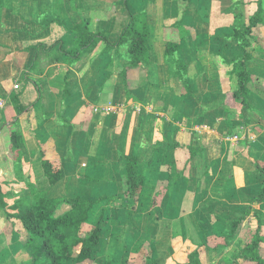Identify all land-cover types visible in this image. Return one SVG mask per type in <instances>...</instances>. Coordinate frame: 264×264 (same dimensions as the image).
Segmentation results:
<instances>
[{"label":"crops","instance_id":"obj_1","mask_svg":"<svg viewBox=\"0 0 264 264\" xmlns=\"http://www.w3.org/2000/svg\"><path fill=\"white\" fill-rule=\"evenodd\" d=\"M258 1L0 0L2 193L23 197L29 181L50 198L119 196L121 156L138 153L144 161L153 145L163 144L159 159L145 173L136 211L129 215L127 207H107L109 223L101 234L99 257L114 258L123 248L132 252L140 240L148 239L155 244L156 264H186L196 244L220 238L230 229L261 185L250 157L264 164V96L253 89L264 85V52L251 51L249 72L257 79L243 122L235 109L224 105L225 84L212 57L220 54L231 60L240 53L237 40L221 34L237 18L247 23ZM261 3L264 9V0ZM128 11L145 13L151 60L148 81L131 89L130 99L119 76L124 59L117 48L105 51L99 42L71 66L63 54L71 48L75 24L82 21L89 31L114 42L128 22ZM177 21L182 29H171ZM255 32L264 38V25L254 27ZM168 39L179 41L178 56L187 64L186 94L180 80L169 75L164 59ZM65 86L68 95L62 100ZM13 99L27 111L17 114ZM55 103L59 106L54 111ZM61 108L66 123L59 121ZM13 131L18 144L14 149ZM172 142L181 147H171ZM39 143H51L59 157L61 175L52 185L43 175ZM189 148L197 150L195 155ZM160 178H168L170 185L159 206L147 209L145 202ZM253 207L264 230V202ZM68 210L61 202L54 214ZM156 211L159 220L168 223L158 241V230L148 226ZM176 216L178 233L172 235ZM167 242L168 256L162 257L160 246ZM177 243L185 245L183 255ZM109 246L113 252L104 250Z\"/></svg>","mask_w":264,"mask_h":264},{"label":"trees","instance_id":"obj_2","mask_svg":"<svg viewBox=\"0 0 264 264\" xmlns=\"http://www.w3.org/2000/svg\"><path fill=\"white\" fill-rule=\"evenodd\" d=\"M189 2L190 0H182ZM145 13L133 14L128 11V22L123 27L118 38L112 42L101 32H91L81 21L74 25L70 30L73 33L72 45L63 54L66 63L71 66L80 59L83 53L94 49L99 42L104 44V50L110 51L117 48V54L124 59L119 76L122 79L123 88L127 99L133 98L130 90L145 84L149 77L151 66L148 51V28ZM258 24L264 25V9L261 0L258 1L257 10L248 18L247 23H241L237 18L236 23L223 31L221 36L226 39H235L238 42L240 53L231 60L220 54H213L219 74L222 80L227 77L235 79V88L231 91V99L228 102L224 92V99L227 100L225 106L235 109L241 122L246 118L244 112L251 109L248 97L252 92L251 84L257 79L249 72V62L252 59L251 51L264 52V38L259 32L253 33V28ZM180 21L175 22L171 29H182ZM181 38L183 35H180ZM179 41L168 39L166 41L164 59L169 64V75L177 77L182 84V93L190 91L187 84V64L178 56ZM136 75L139 79L136 81ZM257 92L264 96L262 85L254 86ZM68 95V87L62 91V100ZM17 114L27 111L28 108L22 107L17 99H13ZM63 107V104H62ZM226 108V109H227ZM62 108L58 112L59 121L66 123L61 114ZM47 116V114H46ZM57 118V120H58ZM12 148H16L17 134L12 132L10 135ZM171 147H181L179 143L172 142ZM40 158L43 175L48 184L56 183L61 175L60 161L55 153L53 145L39 143ZM163 144L153 145L149 150L146 160L140 161V154L135 153L131 156H121L123 177L122 193L119 196L103 195L98 198L90 196L71 194L68 197L50 198L45 192L37 189L31 182H25L26 187L23 197L12 199L10 193H2L0 187V208L4 215L12 220L15 219L21 226L25 235L26 246H31L38 242V250L34 256H30L29 264H93L97 261L101 252V234L107 223L109 216L106 214L107 207L117 200L124 199L129 203V215L136 211L139 206L140 196L145 183V173L154 162L159 159V153ZM190 154L195 155L194 148H189ZM254 166V174L261 178V185L257 196L248 202V206L232 220L230 229L223 230V234L212 240H204L200 246L205 249H218L222 243L228 244V240L238 234V230L245 220L253 221V227L246 230L241 237L243 243L240 253L234 258V264H264V253L261 252L260 244L264 242L262 234V219L253 204L264 202V164L259 163L250 157ZM170 181L168 178H160L156 182L155 191L151 201V208H157L165 195ZM61 202L69 204L70 208L62 215L55 216L54 211ZM177 233V232H176ZM150 253L144 255V259L156 264V248L153 241L149 243ZM125 249V248H124ZM122 253V249L119 251ZM125 254H128L125 252ZM110 259V258H109ZM120 264H132L129 256H123ZM148 262V261H147ZM100 264H111L108 259H104ZM186 264H201L197 248L188 254Z\"/></svg>","mask_w":264,"mask_h":264},{"label":"rangeland","instance_id":"obj_3","mask_svg":"<svg viewBox=\"0 0 264 264\" xmlns=\"http://www.w3.org/2000/svg\"><path fill=\"white\" fill-rule=\"evenodd\" d=\"M73 10L76 11L75 9H73ZM138 79H139V76L136 75L135 80L137 81ZM223 83L225 84V91L224 92L226 93V91H228L227 98H225V99H227L228 102H230L231 94H229V93H231V91L235 88V79H234V77L232 79H229V77H227ZM262 87L264 88V85H262ZM61 94H62V92H61ZM224 97H225V95L223 93L222 100H223L224 105H225L227 103V100H225ZM58 106H59V104H56V103L54 104V111L56 110V108ZM148 153H149V150H148ZM27 182H29V181H27ZM25 186H26V184H25ZM151 201H152V198L148 202H145V203H147V207H146L147 209L150 208ZM67 205H69V204H67ZM115 205L123 207V208L127 207L129 209V203L125 202V200L123 198L120 200H117L113 204H110L109 207H113ZM253 205H257V204H253ZM139 206H140V204H139ZM69 208H70V206H69ZM173 213L171 212V214H170L171 219H172V217L175 218L173 216ZM159 217H160V213L157 211L154 212V216L151 219V223L148 224L149 227H155V229L158 230L157 234H156L157 235L156 236L157 241H158V238L161 237L159 232H161L163 225L168 224V223H165V222H167V220H164V218H162V220L160 221ZM148 220H147V223H148ZM174 221H175V223L173 224V228L175 230L173 231L172 235H177V233H178V231H177L178 230L177 229V227H178L177 216H176V219ZM168 222H170V220H168ZM252 224H253V221H251V219L245 220L244 223L239 228L238 234L236 237L228 240L227 245L225 243H222V245H220L218 247V249H215V250L206 249L210 253H208V252L204 253L203 252L205 250L204 246H200V243L196 244L195 249L197 248V250L199 252V258H200V261L202 262V264H234V258L237 254L240 253V247L243 243V240L241 237L243 236V233H245L246 230H249L250 228L253 227ZM170 227H171V225H170ZM188 227H190V226L188 225ZM169 230H167L165 232L166 236H162V238L165 239L164 240L165 242H166V237L169 236ZM176 231H177V233H176ZM262 234L264 235L263 228H262ZM25 240H26L25 235L23 234V230H22L20 224L15 219H12V220L8 219L4 215L2 208H0V264H29L28 260H30L31 255L34 256V254L37 253L39 243L34 242V244H32L31 246H26ZM160 240H162V239H160ZM140 241H142V243H140L137 247L136 246L133 247L132 252L125 250L123 248L122 253L116 254V256L114 258L111 256L110 259H108V258H106L107 256L106 257L100 256V257H98L97 261L93 264H100L104 259H108L111 264H120L122 262L121 259H123V256H127V257L129 256V259L131 260L130 262L132 264H154L153 262H151L149 260H147L148 261L147 262L143 258L145 254L150 253V247H149L150 242H149V240L148 239H145V240L142 239ZM174 241H176V240L174 239ZM167 244H168V242L166 244H164V245L162 244L160 246L159 253H160V256H162V257L168 256L169 247ZM176 245H177V249H178V246L180 245L179 252H181L180 254L183 255L184 254L183 252H185V250H186L185 245L181 244V243H177ZM260 246H261V252L264 253V242H262L260 244ZM188 248L192 249V247H188ZM195 249H193V250H195ZM104 250L109 253L110 251L113 252L114 248L109 246V247H105ZM193 250H191V251H193ZM201 250H202V252L200 254ZM125 252H127L128 254H125ZM65 264H71V262L68 261V262H65Z\"/></svg>","mask_w":264,"mask_h":264},{"label":"built area","instance_id":"obj_4","mask_svg":"<svg viewBox=\"0 0 264 264\" xmlns=\"http://www.w3.org/2000/svg\"><path fill=\"white\" fill-rule=\"evenodd\" d=\"M95 111H97V109H95ZM231 139L232 140H237L238 139V136H231Z\"/></svg>","mask_w":264,"mask_h":264}]
</instances>
